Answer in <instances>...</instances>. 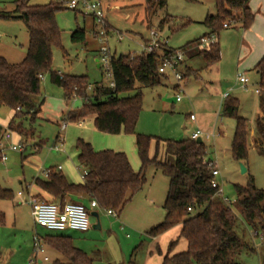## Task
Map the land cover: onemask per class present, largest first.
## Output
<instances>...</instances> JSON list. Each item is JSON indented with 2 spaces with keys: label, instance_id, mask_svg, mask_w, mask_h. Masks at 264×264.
<instances>
[{
  "label": "rangeland",
  "instance_id": "374dc122",
  "mask_svg": "<svg viewBox=\"0 0 264 264\" xmlns=\"http://www.w3.org/2000/svg\"><path fill=\"white\" fill-rule=\"evenodd\" d=\"M15 1L0 0V56L10 64H19L24 59L29 40L22 21L1 17L13 15ZM98 1L104 10L103 31L106 37L100 36L102 27L99 23H93L83 13L67 9L66 0H29L30 6H43L50 2L64 3L65 9L56 14L62 50H53L52 71L70 76H86L92 85L89 94L95 84H101L103 87H110L111 84V77L101 64V68H97L96 61H100L102 46H106L110 56L116 58L121 55H137L142 53L143 40L149 39L150 31H156L170 49L178 50L205 35L207 30L202 21L207 14H215L213 0H199L198 4L167 0L164 10L154 8L149 13L145 0ZM163 21L166 23L160 27ZM187 21L192 24L182 30L172 33L168 28L173 23L177 29ZM77 28L86 29L85 43L71 42V33ZM88 30H92L97 36ZM235 30L233 27L222 30L219 37L225 36V32ZM186 63L192 69L199 70L198 79L191 77L185 83L177 82L174 76L168 73L160 86L142 89V108L135 133L153 138L149 148V154L152 156L156 139L162 142L189 140L191 134L200 129L203 134L201 140L206 146V159H210L219 172L215 178L222 193L219 196L226 201L235 217L234 233L246 244L236 255L235 262L261 264L259 259L264 256V243L260 237L254 235L256 230L248 226L240 215L235 202L234 186L245 187L252 180L256 189H264V143L261 147L254 146L249 138L248 157L245 165L242 164L246 173L241 174L240 163L232 158L230 151L235 123L232 119L221 117L220 98L217 97L213 86L207 83L208 74L200 71L203 67L202 60L198 57L187 58ZM247 77L250 79L247 91H242L237 86L239 90L230 95L238 99L239 116L247 120L249 130L253 131L255 120L261 115L263 108L259 103V95L254 94V89H258L257 74L251 70ZM174 86H179V90L175 91ZM227 89L229 88H222L221 93L228 92ZM177 96L181 98L179 103L176 102ZM41 99L44 100V105L38 117L31 123L26 121L22 124L23 129L27 130L25 137L20 139L21 144L25 146L22 153L10 150L11 146L18 144L16 134L5 131L2 135L9 133L10 138L0 137V157L6 158L5 161L0 159V188L13 193L12 200L0 201V211L5 216L4 224L0 226V264H30L35 257L42 260V264L53 263L55 253L43 243L42 238L63 233H50L34 224L28 203L29 193L34 191L33 182L36 179L44 180L45 172L49 169L57 171L58 167L68 181L81 183L83 170L76 166L73 156L78 139L89 142L96 151H123L133 171L138 172L140 168L133 135L100 133L94 128L91 118L85 119L83 129L79 128L77 123L63 121L62 89L52 84L49 75L41 78L40 96L37 101ZM81 108L82 101L73 99L68 103L66 110L78 111ZM10 112L7 108L0 109V127L7 125ZM189 115L196 118V123L189 122ZM63 123L66 124L64 130L61 129ZM206 135H209V138H206ZM35 146H38V150ZM158 157L160 161L165 159L164 143L159 145ZM167 160L172 161V158L167 157ZM145 178L148 184L144 191L134 197L121 214L113 212L115 215H109L106 210L97 208L96 219L90 216L92 210L88 208V203L82 202L89 216V230L84 233H64L73 238L76 248L94 259L93 264H145L149 259L148 252L152 242L147 234L163 221L162 205L168 180L153 169L146 172ZM28 186L29 193L26 191ZM17 193H21L22 197L18 198ZM48 201L58 203L50 199ZM199 212L200 210H195L192 215ZM97 223L100 229L94 230L93 226ZM174 230L175 232L171 231L158 240L163 251L168 252L170 242L178 238L176 229ZM37 239L40 240L38 246L42 253L35 252ZM185 250L186 242L181 239L174 245L170 255ZM156 257L157 255H153V260ZM44 258H47V261ZM62 263H66L65 260H62Z\"/></svg>",
  "mask_w": 264,
  "mask_h": 264
},
{
  "label": "trees",
  "instance_id": "16d2710c",
  "mask_svg": "<svg viewBox=\"0 0 264 264\" xmlns=\"http://www.w3.org/2000/svg\"><path fill=\"white\" fill-rule=\"evenodd\" d=\"M183 1L187 4L199 3V0ZM213 2L215 14L207 15L202 21L207 30L205 35L178 50L170 49L167 44H159L158 50L152 54H128L117 58L109 55L113 88L95 84L91 94L89 90L92 85L86 76H70L52 71L53 50H62L56 14L65 9L64 3L50 2L43 6H30L29 0H16L13 15L1 16L22 21L29 39L26 56L19 64H10L0 56V109L7 108L15 112L7 129L23 135V122L31 123L38 117L43 105V99L37 101L41 77L49 75L52 84L62 89L66 103L73 99L82 101V108L78 113L67 114L68 121L76 122L92 116L94 128L100 133L133 135L140 161L139 171L134 172L124 153L95 151L89 143L78 139L75 149L78 151L79 167L85 172L83 183L72 184L60 171L49 169L45 179H36L34 186L60 205L79 202L72 199L66 201L67 197H75L95 201L99 209L121 214L133 197L146 186V172L153 169L161 173L168 180L163 203L164 218L147 235L157 238L171 228L181 226L178 238L170 242L161 264H236V255L246 246L234 233L235 217L231 209L217 195V189L212 187L215 178L208 168L211 161L206 159L205 144H197L196 140L191 139L179 142H162L156 139L155 152L151 156L149 148L153 138L135 133L142 108V89L156 88L165 78L158 73L163 58L182 51L188 59L200 58L203 63L200 71L207 70L220 60L217 38L222 30L233 27L245 31L251 27L254 16L248 5L249 0ZM145 6L148 13L154 8L164 10L167 0H145ZM88 17L96 23L92 16ZM165 23L163 21L160 27ZM190 24L192 22L187 21L175 29L172 23L168 28L173 33ZM88 31L97 36L92 30ZM86 32L84 28H77L71 33V42L85 43ZM211 37L215 41L202 47V40ZM147 40H143V43H147ZM183 66L180 82L191 77L199 78V70L189 67L185 60ZM253 71L258 77L259 103L263 110L255 120L251 141L254 146L261 147L264 143V56ZM178 88L179 86L174 89ZM221 117L234 121L231 155L236 162L245 165L250 130L247 120L239 116L237 99L227 97L223 100ZM3 133L0 128V137ZM161 143L165 144L163 161L158 157ZM167 157L172 158V161H168ZM234 192L235 202L244 222L256 230L254 235L264 243V189H256L250 180L245 187L235 185ZM12 199L11 191L0 188V201ZM195 210L200 212L192 215ZM4 222L5 216L0 211V226ZM181 239L186 242V250L170 255L174 245ZM42 241L64 255L70 264H93V258L75 248L71 239L66 236L48 235ZM261 264H264V256Z\"/></svg>",
  "mask_w": 264,
  "mask_h": 264
},
{
  "label": "crops",
  "instance_id": "0c3cea01",
  "mask_svg": "<svg viewBox=\"0 0 264 264\" xmlns=\"http://www.w3.org/2000/svg\"><path fill=\"white\" fill-rule=\"evenodd\" d=\"M248 5H249V8H250V11L252 12V14L254 16V20H253V23H252L251 27L248 30H245V31L240 30V29H236L235 31L225 32L226 33L225 36H221V37L218 36L217 41H218L219 47H220V60L216 64H214L211 68H209L207 70H203V71H205L208 74L207 83L211 84L213 86V88L216 90L217 97L220 98V103L221 104L223 103L222 99H223V95L224 94H228V97H231V95H230L231 93H233L235 90H239L237 88L238 85H237V82H236L237 76L239 74H243L248 79L247 74L249 72H251V70H254V68L257 65V63L264 56V0H249ZM207 15H210V13L207 14ZM184 60L186 62V56H185ZM183 67H182V70H183ZM165 78H166V76H165ZM187 81H185V82H187ZM248 81L250 83V79H248ZM225 86H227V87H225ZM175 87H177V86H174L173 89ZM222 88H229V89H227L228 92L221 93V89ZM175 91H177V90H175ZM254 94L255 95H259V94H256L255 92H254ZM231 98L237 99L236 97H231ZM177 103H179V102H177ZM43 105H44V100H43ZM42 106H41V108H42ZM67 106H68V103H66L64 101L63 109H61V114H62L61 116L63 117V121H68L66 119V116H67L68 113L75 114V113H78L80 111V110H78V111L66 110ZM41 108H40V112H41ZM64 109H65V111H64ZM14 115H15V112L11 111L10 112V117H9L7 123H6L7 125H5L4 127H0V128L3 129L4 133H5V131H9L7 129V127H8L9 122L11 121V119L14 117ZM189 116H191V115H189ZM87 118H91L92 120L94 119L92 116H89V117H86V118H84L82 120H79V121H76V122L75 121L74 122L68 121V122L77 123V126L79 128H81V129H83L84 128L83 124L85 122V119H87ZM189 122L196 123V118L194 117V121H190V119H189ZM62 125H64V128H62ZM62 125H61V129L64 130L66 128V124L63 123ZM21 129H22V131H24L23 135H20L19 133H16V132L9 131L10 133H14V134L17 135V142L18 143H21L20 139L22 137H25V134L27 132V130L23 129V127ZM196 131H200V129H197ZM195 132H193V133H195ZM192 134H191V136H192ZM253 135H254V130L253 131L250 130V138H252ZM2 136H1V139L3 138ZM191 136H190V138H191ZM206 136H207L206 138H209V135H206ZM58 139H59V136H57L56 140H58ZM87 143H89V142H87ZM36 147H38V146H35V149H36ZM111 151L124 153L123 151H120V150L118 151L117 149L116 150H111ZM73 156H75L76 166L79 167V164H78V161H77V157H78V151L77 150H76L75 154H73ZM207 161H211V160L207 159ZM57 170L62 173L60 167H58ZM81 179H82V177H81ZM69 182L71 183V181H69ZM73 182L74 181H72V184H75ZM82 183H83V179H82L81 183H77V184H82ZM147 184H148V182H147ZM147 184H146V186H147ZM29 187L30 186H28L27 189H26L27 192H28ZM145 187H144V189H145ZM33 189H34L33 192H30V193L28 192L29 193V199L31 197L38 198L40 200L44 199L46 201H48L50 199V197L47 194L41 192L35 186H33ZM144 189L141 192H139L138 194H136L134 197H136L137 195L141 194L144 191ZM17 197L18 198L22 197V195L21 196L17 195ZM165 197H166V195H165ZM70 199H72L74 201L77 200L80 203L87 202L88 203V208L90 210H92V212H95V209L98 208L97 207L95 209H91L89 207V201H87L86 199H79V198H75V197H71V198L67 197L66 198L67 201H69ZM164 201H165V199H164ZM164 201H163V203H164ZM28 203H29V201H28ZM162 209H163V205H162ZM174 229H176V232H177V234L179 236L180 230H181V226L180 225H177V226L173 227L172 229L168 230L167 232L163 233L162 235H160L157 238H151V237L148 236V238L152 242V246L150 248V251L148 252L149 259H147L145 264H161L162 263V259L167 254L166 253L167 251H163L159 247L158 240L161 237L166 236L167 234H169L171 231L175 232ZM69 232H71V231H69ZM56 235H62V236H66V237L70 238L71 241H72V244H73V238L71 236H68L65 233L56 234ZM46 246L49 247L55 253L54 256H53L54 259H53V263L52 264H70L69 260L64 255H62L60 252H58L57 250H55L51 246H49V245H46ZM153 255H157L156 259H154V260H153ZM261 258L259 259L260 263H261ZM44 259H47V258H44ZM35 260H36L35 264H42L43 263V261L40 260V259L36 258ZM62 260H65L66 263H62Z\"/></svg>",
  "mask_w": 264,
  "mask_h": 264
},
{
  "label": "built area",
  "instance_id": "2783aa9c",
  "mask_svg": "<svg viewBox=\"0 0 264 264\" xmlns=\"http://www.w3.org/2000/svg\"><path fill=\"white\" fill-rule=\"evenodd\" d=\"M65 6L67 9L77 11L79 13H83L84 16H92L95 19L96 23H99L102 27L99 34L102 37H106L103 31L104 25V10L102 8L101 3L98 0H66ZM225 27V26H224ZM121 38L119 39V41ZM215 38L211 37L210 39L202 40L201 46L207 47L210 43L214 42ZM159 44H167L165 40L160 38V34L156 31H150L149 39L147 43H142V53L152 54L156 50H158ZM109 50L106 46H102L100 49V61L99 67L105 69L107 74L111 77L110 67H109ZM185 58V54L182 51L175 52L172 56L168 58H163L161 65L158 67V73L160 75L166 76L168 73L174 76L177 82H180L183 74L182 67L183 61ZM42 78V77H41ZM237 85L240 87L242 91H247L249 81L243 75L239 74L237 76ZM110 88H113V84L111 82ZM179 88L177 89V91ZM254 92L256 94L259 93L258 89H255ZM228 94L223 95V99L227 98ZM181 98L179 96L176 97V102H180ZM190 121H194V116H189ZM64 128V125H62ZM10 133V132H9ZM9 133L4 134L2 137L8 139L10 138ZM203 134L200 131H196L192 134L191 140L201 139ZM207 137V136H206ZM13 152L22 153L25 150V146L21 143L11 146L10 148ZM2 161H5V157H1ZM208 168L211 171V174L214 178L219 175L218 170L214 167V163H209ZM45 176H47V172H45ZM83 176H85V172H83ZM212 187L217 189V195H222L221 189L217 184L216 180L212 182ZM21 196V193L17 194ZM224 202H226L224 200ZM29 206L31 208V216L33 218V222L39 228L44 229L47 232L54 233H64L66 231L84 233L89 230V216L86 208L82 203L79 202H67L63 205L58 203H51L40 200L38 198L31 197L29 199ZM89 207L91 209L97 208V204L95 201H89ZM109 215H115L111 211H107ZM37 244L35 245L37 248L35 249L36 253H42V249L38 246L40 240L37 239ZM36 259V257H35ZM32 260L30 264H35L36 260ZM47 261V259H44Z\"/></svg>",
  "mask_w": 264,
  "mask_h": 264
},
{
  "label": "water",
  "instance_id": "95a60500",
  "mask_svg": "<svg viewBox=\"0 0 264 264\" xmlns=\"http://www.w3.org/2000/svg\"><path fill=\"white\" fill-rule=\"evenodd\" d=\"M96 63H97V68H99L98 60L96 61ZM196 143H197V144H202L203 142H202L201 139H197V140H196ZM240 170H241V174L246 173V169H245V167H244L241 163H240ZM90 216L93 217V218L98 219V215H97L96 212H91V213H90ZM93 229H94V230H99V229H100V228H99V224L97 223L96 225H94V226H93Z\"/></svg>",
  "mask_w": 264,
  "mask_h": 264
}]
</instances>
